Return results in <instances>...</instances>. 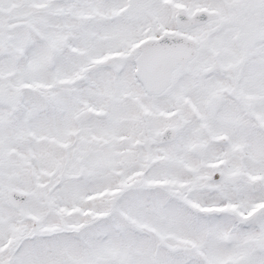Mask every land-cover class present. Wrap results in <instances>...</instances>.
<instances>
[{"label": "snow or ice", "instance_id": "6c2138e0", "mask_svg": "<svg viewBox=\"0 0 264 264\" xmlns=\"http://www.w3.org/2000/svg\"><path fill=\"white\" fill-rule=\"evenodd\" d=\"M0 264H264V0H0Z\"/></svg>", "mask_w": 264, "mask_h": 264}]
</instances>
